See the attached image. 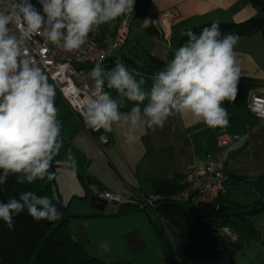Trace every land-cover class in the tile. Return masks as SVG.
<instances>
[{"label":"crops","instance_id":"crops-1","mask_svg":"<svg viewBox=\"0 0 264 264\" xmlns=\"http://www.w3.org/2000/svg\"><path fill=\"white\" fill-rule=\"evenodd\" d=\"M261 15L249 0H135L125 43L110 64L114 68L122 63L135 70L150 87L153 74L182 45V30L208 21L240 22ZM116 20L100 26L99 41L108 40ZM145 20L150 21L147 26ZM235 52L241 69L238 92L235 100L223 105L229 112V124L223 129L239 136L223 164L228 181L222 202L229 213L234 212L233 206L244 212L264 204V120L247 110L252 94H264V38L260 32L239 36ZM112 94L118 99L114 90ZM55 103L66 105L58 94ZM66 107L57 106L63 147L55 159H66L71 149L77 171L73 175L60 167L55 181L57 195L73 216L67 223L72 239L106 263L171 264L155 216L113 203L99 212L88 204L85 188L97 185L111 193H151L155 183L183 176L188 166H203L206 154L217 150L220 128H208L190 114L175 113L162 129H148L141 123L135 133L138 141L129 145L123 133L130 124L122 116L111 132L104 131L107 142L101 143L99 133L86 132L79 117ZM131 107L128 102L121 112ZM162 222L176 264H264V211L245 218L232 215L230 221L208 226L188 221L182 231Z\"/></svg>","mask_w":264,"mask_h":264},{"label":"clouds","instance_id":"clouds-1","mask_svg":"<svg viewBox=\"0 0 264 264\" xmlns=\"http://www.w3.org/2000/svg\"><path fill=\"white\" fill-rule=\"evenodd\" d=\"M0 0V185L9 176L19 184L53 180V163L77 171L71 149L63 147L62 122L55 103L56 89L42 67L26 52L36 34L67 52L81 49L90 33L131 13L135 0ZM150 21L145 20V26ZM185 43L174 50L165 66L153 74L150 87L140 73L118 63L110 70L98 62L90 70L94 90L86 97L81 116L93 130L111 132L122 116L130 124L125 143L138 141L142 123L163 128L175 113L190 114L208 128L229 124L225 102L236 99L240 67L235 52L239 37L222 34L218 23L199 33L182 30ZM139 77V78H138ZM107 89V90H105ZM115 91L118 99L113 98ZM132 102L129 112L121 108ZM27 210L36 221H55L61 213L48 196L22 191L19 199L0 201V219L9 229L13 216Z\"/></svg>","mask_w":264,"mask_h":264},{"label":"built area","instance_id":"built-area-1","mask_svg":"<svg viewBox=\"0 0 264 264\" xmlns=\"http://www.w3.org/2000/svg\"><path fill=\"white\" fill-rule=\"evenodd\" d=\"M32 3L36 4L37 8L40 7L37 0H32ZM131 13L117 18L107 41H99L96 37L97 30H95L89 34L86 44L73 52L55 47L45 41L41 34H36L26 45L29 57L45 71L58 96L79 117L82 128L88 133H99L101 143L107 142L104 130H93L81 116L86 97L90 96L94 90V82L89 73L98 62L108 70L113 68L110 63L125 43L126 26ZM247 110L257 119L264 120V94H252ZM238 139L237 134L223 128L218 129L216 152L206 154L203 166H188L183 173L184 186L169 198L197 210H220L228 181L223 164L227 151ZM88 194L106 200L107 204L113 203L119 208L133 206L149 213H153L155 202L161 198L154 193H111L97 185H89Z\"/></svg>","mask_w":264,"mask_h":264},{"label":"trees","instance_id":"trees-1","mask_svg":"<svg viewBox=\"0 0 264 264\" xmlns=\"http://www.w3.org/2000/svg\"><path fill=\"white\" fill-rule=\"evenodd\" d=\"M249 2L260 9L261 16L240 22L208 21L186 30L199 33L203 27L218 23L222 34L235 33L239 37L260 32L264 38V0H249ZM186 40L187 37L182 35L180 43L183 44ZM60 167L62 166L53 163L49 171L56 175ZM55 175L51 181L46 178L45 180L38 179L32 184H19L15 176H9L7 182L0 185V201L7 202L13 197L19 199L22 191L30 190L38 196H48L61 213L60 218L55 221H36L25 210L13 216L14 227L12 229H9L7 224L0 219V264H115L106 263L88 254L80 244L72 239L67 223L73 216L69 213L68 205L63 203L56 193ZM80 179L82 181L81 177ZM180 180H183V176H174L172 180L155 183L151 192L161 196L160 200L155 202L151 214L158 219L155 225L168 251L171 264H176V253L165 238L162 221H168L182 231L183 225L188 221L208 226L230 221L232 215L245 218L264 211V204H258L247 208L244 212H238L237 207L233 206L234 212L229 213V208L223 205L222 200L221 209L218 211L185 207L182 203L169 198L184 186ZM85 189L84 197L88 198V187Z\"/></svg>","mask_w":264,"mask_h":264},{"label":"water","instance_id":"water-1","mask_svg":"<svg viewBox=\"0 0 264 264\" xmlns=\"http://www.w3.org/2000/svg\"><path fill=\"white\" fill-rule=\"evenodd\" d=\"M88 201L91 204V206L93 208H95L97 211L99 212H104L106 205H107V201L103 200V199H99L97 197L94 196H89L88 197Z\"/></svg>","mask_w":264,"mask_h":264},{"label":"rangeland","instance_id":"rangeland-1","mask_svg":"<svg viewBox=\"0 0 264 264\" xmlns=\"http://www.w3.org/2000/svg\"><path fill=\"white\" fill-rule=\"evenodd\" d=\"M49 82H50V81H49ZM50 83H51V82H50ZM56 93H57V91H56ZM56 96H57V94H56ZM56 105L59 106L61 110H66V109H67V107H66V105H65L64 103H57ZM87 199H88V198H87ZM87 202H88V204H90L89 201H87ZM90 205H91V204H90ZM192 209H194V208H192Z\"/></svg>","mask_w":264,"mask_h":264}]
</instances>
